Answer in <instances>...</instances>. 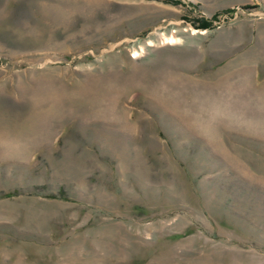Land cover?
<instances>
[{
    "label": "rangeland",
    "instance_id": "obj_1",
    "mask_svg": "<svg viewBox=\"0 0 264 264\" xmlns=\"http://www.w3.org/2000/svg\"><path fill=\"white\" fill-rule=\"evenodd\" d=\"M0 264H264V0H0Z\"/></svg>",
    "mask_w": 264,
    "mask_h": 264
}]
</instances>
